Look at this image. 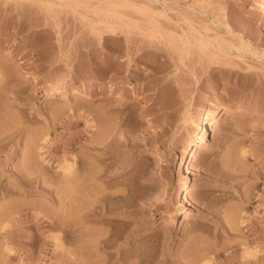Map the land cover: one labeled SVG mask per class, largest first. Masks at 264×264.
I'll list each match as a JSON object with an SVG mask.
<instances>
[{
	"label": "rangeland",
	"instance_id": "obj_1",
	"mask_svg": "<svg viewBox=\"0 0 264 264\" xmlns=\"http://www.w3.org/2000/svg\"><path fill=\"white\" fill-rule=\"evenodd\" d=\"M0 41V69L13 71L12 54L40 75L15 76L32 85L21 98L0 83V133L16 132L0 143V223L25 193L17 165L43 149L48 168L26 196L47 218L11 225L26 210L0 224V264L40 255L57 264L62 254L64 264L94 254L115 264H264V117L240 114H264V0H0ZM63 84L98 100H49ZM133 91L146 104L129 103ZM227 106L236 107L229 118ZM213 108L222 112L188 164L184 148ZM173 139L168 154L147 152ZM188 184L191 210L171 218ZM70 195L64 210L56 198Z\"/></svg>",
	"mask_w": 264,
	"mask_h": 264
},
{
	"label": "bare ground",
	"instance_id": "obj_2",
	"mask_svg": "<svg viewBox=\"0 0 264 264\" xmlns=\"http://www.w3.org/2000/svg\"><path fill=\"white\" fill-rule=\"evenodd\" d=\"M1 42V41H0ZM1 44V43H0ZM2 53V47H1V45H0V54ZM8 61V62H7ZM7 63H10V62H13V61H15L16 63H15V68L13 69V71H11V70H8V68H6L7 66H5L4 68H2V69H0V83H2L3 85H5L6 87H8L7 89H10L9 91H12V93H14L17 97H19V98H21V95L23 94V93H25V91H27V90H30V88L32 89V85H26V84H24V83H22V81H21V83H19V82H17L16 80H15V76L17 75V74H19V72L21 71V73H24L25 75H23V76H31V81H36V80H38L39 79V74H38V72L37 71H35L34 69H29L28 67H26V65L25 64H23V63H21L20 61H17V59L12 55V54H10L9 55V57H8V59H7ZM5 62V63H6ZM3 64L1 63V66H2ZM9 66V65H8ZM16 79H18V78H16ZM19 81V80H18ZM68 85L67 84H63L61 87H59V89H52V90H50L49 91V95H48V97H49V100H51V99H53V98H51V96H53V95H55L56 93L57 94H64V95H66V94H68L67 92H68ZM73 91H71V93H69L68 95L70 96V97H80V98H83V99H87V100H98V96L99 95H94V94H92V93H89V92H87V91H83V90H81L80 88H74V89H72ZM63 95V96H64ZM101 96H104V95H101ZM130 102L129 103H131V104H133L134 102H138V104H140V105H143V104H146V102L144 101V100H142V99H140L139 98V93L137 92V91H133L130 95ZM123 97H124V95H123V93H117V94H115V95H113V98H120L121 100H123ZM102 98V97H101ZM104 98V97H103ZM100 99V98H99ZM104 100V99H103ZM237 110H238V108H237ZM236 111V107H230V106H227V107H225L224 108V110H223V114L221 115V116H224L225 118H229V117H231L233 114H234V112ZM220 112H222V109L221 110H218L217 108H213V109H210L209 111H207V112H205V113H203V115H202V117H201V120H200V124H199V130L197 131V133L194 135V137L189 141V143L187 144V146H185V148H184V152H183V159L185 160V162H187L188 164H192V162L194 161V159H195V157H196V155H197V153L198 152H200V151H202V150H204L205 149V147H206V140H207V137H208V135H209V133H210V130H211V126H212V122H213V120L214 119H216L218 116H219V114H220ZM241 113L240 114H249V115H253V116H256V117H264V114L262 113V111H259V110H253V109H250V108H248V107H242L241 108V111H240ZM146 118H147V120L150 122H152V117H150V115H146L145 116ZM17 120V119H16ZM13 122V121H12ZM150 122V124H152ZM17 123H20V122H17ZM12 124V123H11ZM9 125H10V123H9ZM9 125H7V126H9ZM14 125V124H13ZM17 125V124H16ZM16 125H14L12 128H13V130H14V127H16ZM12 126V125H11ZM10 126V127H11ZM18 126V125H17ZM20 126V125H19ZM18 126V127H19ZM3 128V127H2ZM11 128V129H12ZM8 129V128H7ZM11 129H9V130H11ZM18 129V128H17ZM17 129H15V131L17 130ZM0 130H1V128H0ZM8 130V131H9ZM5 131V130H4ZM6 132V131H5ZM14 132V131H13ZM13 132H11V133H13ZM9 132H7V134H5V133H3V132H1L0 133V143L2 142V141H4V140H6V139H8V138H11V137H13L12 135H14L16 132H14L13 134H8ZM38 141H39V139H37ZM37 140L35 139V141H36V143H37ZM31 143H34V141L33 142H31ZM31 143H30V145H31ZM36 143H35V145H36ZM178 143V142H177ZM38 145H39V143H37ZM47 144V143H46ZM176 143H175V140L173 139V140H171V141H169V143L168 144H161L160 142H155L154 144H153V146L151 147V149H148V151L147 152H149V153H151V154H162V155H165V154H168L170 151H171V147L173 146V145H175ZM34 145V146H35ZM33 146V147H34ZM41 146H43V145H41ZM1 147H2V149L4 148L3 147V145H1L0 144V149H1ZM30 148H31V146H29ZM32 147V148H33ZM47 147V146H46ZM30 148H28V149H30ZM35 148H37L38 149V147H36L35 146ZM49 148V147H48ZM40 149V148H39ZM41 151L43 150V149H40ZM40 150H35V153H34V156L37 158V157H39L40 156V158H41V160H39L40 158H38V161L39 162H37L36 161V163H40V165L41 166H37V169L36 168H33V167H31L32 166V164L34 163H32V159H35V157L34 156H32V157H25L24 158V164L26 165V168H23V169H21V167L20 166H22V165H20L19 167H18V165H17V168H16V170L18 169V172L17 173H19V175H20V177H22L23 178V180H22V182H21V185H20V189H21V191L23 190L24 192V196L22 197V195H21V198L19 197V199H16V197H14L15 195H16V193L14 194V196L11 198L12 200L11 201H8L9 203H7V205H5L4 207H5V209L3 210V208H2V214H3V220H4V218H7V220H8V222L10 223V219H11V217H13V215L15 214V213H18V212H22V213H24V212H26V210H27V215H26V217H22V218H20V214H18L19 215V217H16V220H14L13 222L11 221V225H22V224H25V225H27L28 223H35L36 225H38V226H40L41 225V223L43 222V220H44V218L47 216L46 215V213H42L43 215H41L40 213H39V208L37 209V207L35 206V202H30V200L28 201V199H30V198H28V197H26V196H28L31 192H34L32 189H30L29 187H30V185L29 184H31L33 181H35V178H38L37 176H39V175H41V173L39 174V172H43V175L44 174H46L48 171H47V169H45V167H46V162H47V157H45L46 156V152L47 151H45L44 152V150H43V153L42 152H40ZM46 150V149H45ZM33 151H34V148H33V150H32V154H33ZM37 151H39V152H37ZM28 153V152H27ZM29 154V153H28ZM27 155V154H26ZM37 155V156H36ZM35 160H37V159H35ZM23 161H21L22 163H23ZM34 161V160H33ZM20 162V163H21ZM49 162V161H48ZM21 163V164H22ZM44 163H45V166H44ZM24 164H23V167H24ZM68 165V164H67ZM44 166V167H43ZM65 166V165H64ZM71 166V165H70ZM70 166H65L64 168H63V170L64 171H62V173H63V175L65 174V173H67L68 174V172H69V167ZM38 167H41V170L40 169H38ZM42 167H43V169H42ZM45 170V171H44ZM46 172V173H45ZM70 172H71V170H70ZM69 172V173H70ZM56 173V172H55ZM59 174H61V172H58ZM57 173V174H58ZM39 174V175H38ZM51 174V173H50ZM49 174V175H50ZM58 174V175H59ZM37 175V176H36ZM48 175V174H47ZM35 176V177H34ZM54 176V175H53ZM57 176V175H56ZM1 177H2V174H1ZM45 178V177H44ZM43 177H42V179H44ZM55 178V177H54ZM46 181H47V179H45ZM44 180V181H45ZM37 181V180H36ZM40 181V180H39ZM33 184V183H32ZM48 184H49V181H48ZM50 184H51V182H50ZM50 184H49V186H50ZM19 185V184H18ZM46 185V184H45ZM34 186V185H33ZM36 186V185H35ZM43 186V185H42ZM36 188V187H35ZM45 190H46V193L48 192V191H50V189H48L47 187H43ZM186 192H185V194H182L181 195V197L179 198V200H178V204H177V206L176 207H172V208H169V209H167L168 211V213L170 214V217L171 218H174V217H177L179 214H186V213H188L190 210H191V205H192V202H193V198H194V194H193V189H194V187H192V185L191 184H188L186 187ZM19 190V189H18ZM43 190V189H42ZM17 192V191H16ZM20 192V191H19ZM51 192V191H50ZM21 194H22V192H21ZM43 194V193H42ZM71 194V193H70ZM11 195V194H10ZM19 195H20V193H19ZM48 195V194H47ZM74 195V194H73ZM18 196V195H17ZM71 197H61V198H56V201H57V203H59V206L60 207H62L64 210L67 208V206H70V207H72V205L74 204V202H72L73 201V199H74V201H75V198L74 197H72V195H70ZM59 197V196H58ZM15 198V199H14ZM96 198V197H95ZM34 199V198H33ZM32 200V199H31ZM76 200H77V198H76ZM34 201V200H33ZM35 203V204H34ZM44 203V202H43ZM45 205V204H44ZM40 206V205H39ZM45 208V207H44ZM69 208V207H68ZM67 208V209H68ZM84 208V207H83ZM82 208V209H83ZM85 208H87V207H85ZM89 208V207H88ZM41 209V208H40ZM43 209V208H42ZM41 209V210H42ZM69 210H71L70 208H69ZM90 210V209H89ZM24 211V212H23ZM79 212H80V210H79ZM85 212H88L87 211V209H85V211H84V213ZM21 213V214H22ZM29 213V214H28ZM82 213H83V211H82ZM13 214V215H12ZM25 214V213H24ZM81 214V213H80ZM12 215V216H11ZM85 215V214H84ZM11 216V217H10ZM15 216V215H14ZM82 216H83V214H82ZM85 217H86V215H85ZM84 217V218H85ZM10 218V219H9ZM47 218V217H46ZM2 219H1V221H2ZM15 219V218H14ZM7 220H5L6 222H7ZM12 220H13V218H12ZM45 220H47V219H45ZM249 219H247V221L246 222H249L248 221ZM5 221H3V222H5ZM87 221V220H86ZM3 222H1L0 224H2ZM7 222V223H8ZM57 222V221H56ZM7 223H5V224H7ZM54 224H55V222H54ZM59 224V223H58ZM4 225V224H3ZM8 225V224H7ZM2 226V225H1ZM3 227H6V226H3ZM11 233H9L8 235H6V237H10V238H12V240H13V238L14 239H16V240H20V238L22 237V238H24V239H27V238H32L34 235H30V234H21L20 232H16V233H14L13 231H10ZM8 233V232H7ZM6 233V234H7ZM31 233V232H30ZM42 233H44V232H41L40 234L42 235ZM5 234V233H4ZM40 234H38V235H40ZM40 235V236H41ZM39 236V237H40ZM44 236H46V235H44ZM43 236V237H44ZM27 237V238H26ZM36 237V236H35ZM34 237V238H35ZM246 237H247V235H246ZM18 238V239H17ZM21 238V239H22ZM59 239L61 238V236H59L58 237ZM73 238V237H72ZM75 238V237H74ZM248 238V237H247ZM9 239V238H8ZM23 239V240H24ZM81 239H82V237H81ZM249 241V240H248ZM246 242V241H245ZM247 243V242H246ZM250 244V243H249ZM249 244H248V246H249ZM248 248V247H247ZM253 250V249H252ZM247 251V255L249 256V257H251L252 256V253L254 252V251H252L251 252V250L250 249H248V250H246ZM57 255V258H58V255L59 254H56ZM101 255V254H100ZM99 254H94V256H92V257H90V255H88L89 257H88V259H85V258H87V256L85 257V258H83L82 257V259H80V257H79V259L78 258H76V259H74L75 258V256L72 258L71 257V259L70 260H68L71 264H104L105 262H106V264H115V261H114V259L116 258V256L114 257V256H112V255H107V257H104V256H102V257H104V258H102L101 256H100ZM16 256L17 255H15V254H8V256H7V258L9 259V260H11V259H15L16 258ZM61 258L62 257H64L65 255H59ZM76 256H78V255H76ZM80 256V255H79ZM82 256V255H81ZM247 256V257H248ZM59 257V258H60ZM254 257H255V255H254ZM56 258V257H55ZM56 258V259H57ZM58 258V259H59ZM59 259L58 260V262H57V260H56V263L57 264H64V262H62V260H63V258L62 259ZM251 258H253V257H251ZM251 258H247V262H249V263H253V259L251 260ZM67 258H65V260H66ZM69 259V258H68ZM245 259V258H244ZM64 260V261H65ZM104 260V261H103ZM255 261V260H254ZM257 261H258V258H257ZM21 262H22V264H44L45 262H46V258H45V256H42V255H40L38 258H37V260L36 261H34L33 259H31V260H27L26 259V261H22L21 260ZM246 262V263H247ZM259 262V261H258ZM69 263V264H70ZM243 263V262H242ZM66 264H67V262H66ZM244 264V263H243Z\"/></svg>",
	"mask_w": 264,
	"mask_h": 264
}]
</instances>
